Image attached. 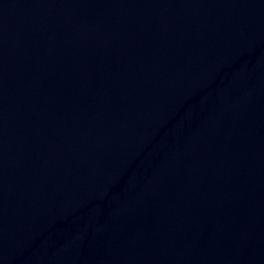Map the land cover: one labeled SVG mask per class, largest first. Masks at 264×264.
<instances>
[{
    "label": "water",
    "instance_id": "95a60500",
    "mask_svg": "<svg viewBox=\"0 0 264 264\" xmlns=\"http://www.w3.org/2000/svg\"><path fill=\"white\" fill-rule=\"evenodd\" d=\"M0 264H264V0H0Z\"/></svg>",
    "mask_w": 264,
    "mask_h": 264
}]
</instances>
